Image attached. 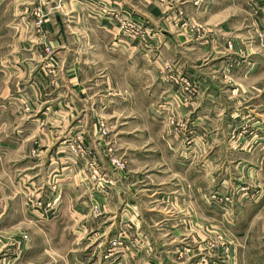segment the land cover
<instances>
[{
    "label": "crops",
    "instance_id": "crops-1",
    "mask_svg": "<svg viewBox=\"0 0 264 264\" xmlns=\"http://www.w3.org/2000/svg\"><path fill=\"white\" fill-rule=\"evenodd\" d=\"M36 1L0 0V264H217L208 236L264 233V0H50L42 34Z\"/></svg>",
    "mask_w": 264,
    "mask_h": 264
},
{
    "label": "rangeland",
    "instance_id": "rangeland-1",
    "mask_svg": "<svg viewBox=\"0 0 264 264\" xmlns=\"http://www.w3.org/2000/svg\"><path fill=\"white\" fill-rule=\"evenodd\" d=\"M52 4L53 3H50V0H38V3L36 1V2H33V4H32L31 16L33 17V19L36 23L37 32H39L41 34H42L43 23H45L48 20H51L52 17L54 16L53 12L55 10L56 5H52ZM57 4H58V8H62L65 6L64 0H58ZM109 13L116 15L117 22L122 21L125 18H127L128 20H125L124 22L132 21V19L130 17H128V16L126 17L124 14H122V12H110L109 11ZM41 21H43V23L40 26L39 24H41ZM120 30H121L122 34L125 33L124 30L121 29V27H120ZM128 35H130V34H128ZM128 35L124 34V36H127V37L133 39L131 36H128ZM47 52H49V51L47 50ZM49 68H50L49 71L51 72V74L55 73L57 70V67H55L54 65L49 67ZM54 78H56V77H54ZM190 85H191V89L189 92H186V93H190L192 91L193 86H192V84H190ZM183 92H185L184 89H183ZM19 95H20V93L19 94L16 93L13 96H19ZM21 96H19V97H21ZM20 99H21L22 104L26 101L25 98L24 99L20 98ZM6 100H8V99H6ZM23 106H24V108L22 111L24 113H27V111L29 109L26 108L25 105H23ZM164 116H166L168 122L171 125L174 124L173 126H175L176 128L183 126L180 123L177 124L175 122L173 116H171V115L169 116L168 114H166ZM75 144L73 146H75ZM37 154L38 153H36L35 151L32 152L33 157H37ZM118 159L122 160V162L125 163L123 161V159H121V158H118ZM16 164H22V160H20ZM125 169H126V165H125ZM213 199H212L213 201L217 200V201L222 202V203H231V200L229 198L223 199V198H218V197L213 196ZM262 225H263V222H258V221H257L256 225H252V229H253V231L251 233L252 237L241 236V237L237 238L236 236L231 235L228 232L218 233L215 236H208L206 241H205V245L208 248L207 253H209V255H212L215 252H219V250H220V254H219L220 257H219L218 263L215 260H213L217 264H264V252H263V246H262V244L264 245V237H263L264 233L262 231ZM238 241L241 245V248L238 250V248L236 247L237 250L234 251L233 249L235 248V245ZM112 243H111V245H112ZM245 244L247 245V247L243 248L245 246ZM260 245L262 247L260 249H257ZM252 247L256 248L255 253L251 252V251H254ZM209 260L206 259L208 264H209Z\"/></svg>",
    "mask_w": 264,
    "mask_h": 264
},
{
    "label": "built area",
    "instance_id": "built-area-1",
    "mask_svg": "<svg viewBox=\"0 0 264 264\" xmlns=\"http://www.w3.org/2000/svg\"><path fill=\"white\" fill-rule=\"evenodd\" d=\"M110 12H114V11H110ZM125 20H128V19L125 18L122 21H118V26H120L121 29L124 30L125 35L130 34L128 36H131L133 39H138V38L143 37V35L145 34V31H144L142 25L137 24L134 20H132L130 22H124ZM42 23H43V21H41V24H39V25L41 26ZM120 27H119V29H120ZM184 87H185L184 88L185 92H189L191 89V85L188 82H185ZM99 130H100L102 136L106 137L108 135V130L105 126H103V125L100 126ZM70 151L72 152V154L74 155L75 158L85 159L90 155L89 150L84 147L83 142L81 140L78 144H75V146H72L70 148ZM110 165L117 171H124L125 170V163H123L122 160H119L116 157H111ZM53 205L48 204V208H49L50 212L53 211V209H54ZM24 239L28 240V237L24 236ZM116 244H117V242L112 243L113 246H115Z\"/></svg>",
    "mask_w": 264,
    "mask_h": 264
}]
</instances>
